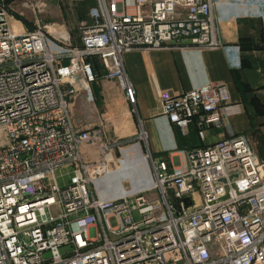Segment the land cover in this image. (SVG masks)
<instances>
[{
	"label": "built area",
	"instance_id": "2783aa9c",
	"mask_svg": "<svg viewBox=\"0 0 264 264\" xmlns=\"http://www.w3.org/2000/svg\"><path fill=\"white\" fill-rule=\"evenodd\" d=\"M211 6L97 0L80 44L65 53L49 49L39 26H7L0 9V264H264V159L231 133L225 119L240 109L226 85L207 82L160 100L183 135L195 121L200 139L206 126L229 136L187 150L183 165L152 159V198L93 192L115 158L70 115V99L91 94L97 79L90 56L134 104L124 52L218 46ZM181 38L187 43L175 42ZM85 142L98 143V161L82 160ZM64 166L70 172L57 175Z\"/></svg>",
	"mask_w": 264,
	"mask_h": 264
},
{
	"label": "crops",
	"instance_id": "0c3cea01",
	"mask_svg": "<svg viewBox=\"0 0 264 264\" xmlns=\"http://www.w3.org/2000/svg\"><path fill=\"white\" fill-rule=\"evenodd\" d=\"M211 1L218 46L126 51L122 64L135 90L134 104L127 102L118 81L103 76L102 67L92 84L94 101H85L81 91L70 99L76 128L108 144L115 158L92 184L96 195L110 198L143 191L155 197L152 159L183 165L187 150L229 136L223 126H206L200 139L195 121L183 135L161 112L162 98L207 82L226 85L231 101L240 109L225 119L231 133L243 135L255 155L264 159V0ZM175 42L185 44L187 39ZM79 151L86 162L101 157L96 142L82 143Z\"/></svg>",
	"mask_w": 264,
	"mask_h": 264
},
{
	"label": "rangeland",
	"instance_id": "374dc122",
	"mask_svg": "<svg viewBox=\"0 0 264 264\" xmlns=\"http://www.w3.org/2000/svg\"><path fill=\"white\" fill-rule=\"evenodd\" d=\"M95 0H0L6 25L16 32H24L39 26L46 33V42L51 51L65 53L78 43L81 26L92 22L89 8ZM85 101H94L91 94L81 91ZM72 106L70 114L73 119ZM79 115H80V111ZM70 166L56 169L57 175L69 173Z\"/></svg>",
	"mask_w": 264,
	"mask_h": 264
},
{
	"label": "trees",
	"instance_id": "16d2710c",
	"mask_svg": "<svg viewBox=\"0 0 264 264\" xmlns=\"http://www.w3.org/2000/svg\"><path fill=\"white\" fill-rule=\"evenodd\" d=\"M96 5H97V0H95V3L90 6L89 13L91 12L90 10L93 7H95ZM88 60L93 63V66H94V69H95V73L97 74V69H99L101 67V65L99 64V62L97 61V59H95V57L90 56V57H88Z\"/></svg>",
	"mask_w": 264,
	"mask_h": 264
}]
</instances>
